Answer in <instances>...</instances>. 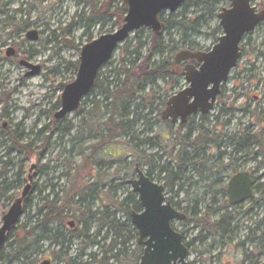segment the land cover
Masks as SVG:
<instances>
[{"label":"rangeland","instance_id":"374dc122","mask_svg":"<svg viewBox=\"0 0 264 264\" xmlns=\"http://www.w3.org/2000/svg\"><path fill=\"white\" fill-rule=\"evenodd\" d=\"M107 1L0 0V182L6 181L11 188L9 193L0 196V228L4 215L21 197L30 176L33 177L34 187L30 207L25 209L24 216L1 250L0 264H23L22 259H17L21 244L28 249L27 255L30 257L24 260L27 264H42L45 261L53 264H139L143 247L138 245V232L124 211L120 210L115 217L125 228L121 234L124 239H118L117 243L126 241L125 246L120 245L113 251L114 255H119L118 260L110 259L111 255L105 254L110 240L106 238V228L99 226L97 219L89 224L87 237L74 235L73 239L67 236L66 221L70 222V217L80 218L86 207L93 213H101L107 206L120 209L123 204L122 209L126 210L129 205L125 199L133 193L128 182L137 178L135 166L139 165L147 175L150 161L156 168L169 164L174 173H178L175 163L184 164L187 173H181L183 179L175 183L174 192H178V186H181L184 192H180V196L184 197L194 193L197 187L202 193L200 198H205L189 226L177 224L178 231L185 229L190 236L189 241L193 242L187 264H264V166L259 170V165L254 161L234 165L239 170H258L256 177H262L257 181L256 199L241 205L239 214L234 212L228 223L230 234L221 241L219 229L206 215L207 206L212 200V195L207 191L215 181L209 179L212 171L207 170L204 174L201 162L207 160V169L213 165H229L233 145L226 143L223 136L222 141L217 138V145H207L205 154L200 156L202 161L194 167V163L188 159L194 158V149L182 143L187 129H180V125L173 126L162 119L167 101L188 87L182 76L184 65L174 64L176 56L189 51L191 43L196 44V52L213 49L224 35L218 14L230 7V0H199L185 11L182 7L174 14L166 12L165 19L168 21L190 20L196 32L170 23L172 27L161 36L165 53L148 59L155 35L150 29H141L132 33L103 67L100 81L107 86L116 80L114 70L126 69L132 75H137L145 61L150 66L165 65V77L139 86L140 98L133 103L131 110V119L136 122L132 128V143L128 138L120 137L101 145L100 125L106 116L96 106L104 101L101 89L97 88L84 99L77 112L69 115L65 122H57L56 131H52L50 126L53 125V116L60 109L64 86L76 79L78 70L75 67L77 63L79 66L81 49L119 29L113 20L96 24L98 9L102 10ZM263 4L264 0H254L252 6L259 8ZM88 18L91 19L90 23ZM32 32L38 34L37 41L27 39ZM10 50H15L13 57L7 56ZM241 52L238 67L223 85L216 107L202 117L207 118L204 123L210 135H232L238 140L239 133L244 130L243 142L248 137L261 140L264 126L258 125L248 130L252 126L250 115L244 119L238 110L234 118L235 126L227 127L226 122L227 113L233 109V105L246 108L240 105L242 98L264 95V26L244 37ZM23 62L41 67V73L27 77L31 69L23 66ZM137 104L141 105L139 109L136 108ZM247 108L257 112L264 110V101L261 106L248 102ZM194 119L195 124L199 125L201 117ZM8 131L15 132L20 145L28 146L31 153L30 150L15 149L8 152L11 144L6 137ZM198 136L201 135L196 131L191 140ZM145 140H150V143H141ZM249 148L245 151L251 152L248 156L251 159L259 149L251 144ZM221 154L226 156L221 159L218 157ZM156 171L155 183H166L161 170ZM96 185L98 198L95 201L86 199L82 205L64 206L65 202L72 201L75 190ZM56 198L62 203L61 208L67 210L64 212L67 216L62 220H65L64 228L53 222L38 230V222L41 221L40 217L36 218L38 211L45 206V201L51 203ZM224 211L225 214L231 212L229 208ZM98 228L101 230L100 238ZM58 232L65 235L64 240H53ZM114 233L110 235L115 237ZM197 238L204 241L197 242ZM92 241L96 244H91Z\"/></svg>","mask_w":264,"mask_h":264},{"label":"water","instance_id":"95a60500","mask_svg":"<svg viewBox=\"0 0 264 264\" xmlns=\"http://www.w3.org/2000/svg\"><path fill=\"white\" fill-rule=\"evenodd\" d=\"M189 0H123L127 7L123 25L116 32L101 36L86 44L81 49L76 79L64 86L60 97V109L53 116L54 122L65 120L77 112L95 89L98 76L113 58L118 47L125 43L130 35L141 29H150L156 37L165 30L162 22L164 13H176ZM252 0H230V7L224 8L218 15L223 36L209 52L183 51L174 61L175 65L196 62L184 66V77L188 87L167 101L166 110L162 113L164 121L173 126L186 125L190 118L206 116L214 110L216 101L221 95L222 86L228 82L231 72L238 67L242 58L241 43L246 35L264 21V11L257 12L252 7ZM27 39L37 41L36 32L29 33ZM14 51L7 52L13 57ZM31 69L27 77L41 73V67L22 63ZM137 178L129 181L132 192L138 196L142 205L141 213L131 214L132 225L139 233V245L144 252L139 264H187L188 248L183 243L181 234L171 227L173 220L182 221L184 216L173 208L164 205V187L152 182L146 173L136 167ZM33 177L24 187L6 215L0 228V253L11 231L24 216V202L31 194ZM254 182L249 173L235 175L228 184V196L231 206H238L254 199ZM42 264H50L45 261Z\"/></svg>","mask_w":264,"mask_h":264},{"label":"trees","instance_id":"16d2710c","mask_svg":"<svg viewBox=\"0 0 264 264\" xmlns=\"http://www.w3.org/2000/svg\"><path fill=\"white\" fill-rule=\"evenodd\" d=\"M198 2L200 1L199 0H189L184 5V11L189 6L193 5L194 3H198ZM102 9L104 11L103 24H106L109 21L113 20L115 26L120 29L121 26L123 25L124 17L127 14V7L124 4L123 0H109L103 4ZM87 20H88V23H90L91 19L88 18ZM162 22L165 24L166 29H170V27H172L170 26V23L174 22L173 24L183 26L184 28H186L187 31L190 30V31L196 32L194 28L195 26H192L191 21L187 20L186 18H182V20L180 21L175 20L171 22L165 19V13H164L162 16ZM88 25H89L88 28H90V24ZM188 48L190 49L189 51L196 52L195 49H197V46L195 43H191L189 44ZM165 50H166V47L164 45L162 37L153 36L152 45L148 53V59H150L156 54H164ZM75 70H78V63L76 64ZM113 73L115 75L116 80L110 84H107V86H105V83H102L100 81V74H99L96 87H95V89L96 88L101 89L102 97L104 98V101L102 103L96 104V106H98V108L101 111H104L103 112L104 117L106 116V119H104L102 124L100 125L101 134H100L99 141L102 142L101 145H103L106 141L112 142L115 139L120 138V137L125 138V139L128 138L131 140L132 128L136 124V122L133 119H131L132 117L131 110H132L133 103H135L140 98L141 90L139 89V86L143 83L144 85H147L148 82L154 83L156 79L160 78L161 76L165 77L167 74L165 72V65L162 67L161 66H158V67L150 66L149 63L146 61L140 65V72L137 75L136 74L132 75L126 69L114 70ZM140 106H141L140 104H137L136 108L139 109ZM206 119H207L206 117H201V120H200L201 122L199 123V125H196L195 119L192 118L188 121L186 125H180L179 127L180 129L182 128L187 129V134L184 136L182 143L184 145H189L190 147L194 149V158L188 157L189 162L194 163L193 164L194 167L199 165V162L202 161L200 159V156L201 154H205L207 145L209 146L217 145L216 142H218V139H219L217 136L210 135L209 131L206 128V123H204L206 122ZM65 121L66 120H62L61 122H65ZM56 123L57 122L53 121V125L50 126L52 131H56V125H55ZM196 131H198V133L201 136H198L193 141L191 140V137L193 133H195ZM15 134H16L15 132H11V131H8L6 133L7 139L11 141L10 146L7 148L8 152H10L11 150L13 151V149L21 150V151L24 150L26 152H29L30 150L29 147L21 146L20 143L17 141ZM132 141L133 139L131 140L130 143H132ZM141 143L148 144L150 143V140H145V141H142ZM121 150L123 151L124 148L121 147ZM29 153H31V150ZM218 157H222V154L219 155ZM206 161L207 160L201 162L202 164L201 167L203 170L206 169L207 167L205 166ZM175 164H177L179 172H181L182 170H186L187 168L185 167L184 164L183 165L179 163H175ZM137 166L140 168L139 165H136L135 170ZM161 170L162 172L166 171V173H168V177L170 178L169 181L173 185L177 183V178H178L177 173H174L172 169L168 170L165 167H162ZM147 176L149 175L147 174ZM19 181L20 180H18V182ZM120 187L121 186H118L117 188H120ZM97 188L98 186L96 185V186H93L92 188L78 189L77 191L75 190L72 201L65 202L64 206L82 205L86 203L85 202L86 199H89L92 202L95 201L96 198H98ZM10 189H11L10 184H8L6 181L0 182V196L5 195L2 193H9ZM75 199H78V201L75 202ZM31 202H32V198L31 196H29L24 203V211L25 209L30 207ZM125 203H128L129 205L128 208H126V210L122 209L124 208V205L122 204L120 209L115 208V207L110 208L109 206H107L101 212L104 217L103 226L107 230L106 238L107 240H110L109 249L105 251V254H110L111 255L110 259H114V260L119 259V255L113 254L114 249L120 245L125 246L126 244L125 240L122 241L121 244L117 243L118 239L119 240L124 239L121 234L125 232V228L123 224H120L119 222H117L115 218L116 214L120 210L124 211L129 219L128 221L131 222V214L133 212L139 213L142 210L141 204L139 203V201H137V198L133 193H130L129 196L125 199ZM61 204L62 203L60 202L58 198H56L51 203L48 201H45V206H43L38 211L39 213H37L36 218H38V215L43 213L45 216V220L43 221L44 226H46L47 224L53 221L59 220V217L63 209L61 208ZM129 207H131V210ZM112 209H114V211H112ZM87 214L89 215V217L95 216L96 218L98 213H93L92 210L88 209V212L84 211L83 216L85 217V215ZM38 227H39V223H38ZM113 231H115L114 233L115 237L110 235V233ZM54 239L57 241L58 237H54ZM91 244H96V242L92 241ZM27 250L28 249L25 248L24 244L20 245L17 259H22L23 264H27L24 261V260H27L28 258ZM1 254L2 253H0V255Z\"/></svg>","mask_w":264,"mask_h":264},{"label":"flooded vegetation","instance_id":"af4514ba","mask_svg":"<svg viewBox=\"0 0 264 264\" xmlns=\"http://www.w3.org/2000/svg\"><path fill=\"white\" fill-rule=\"evenodd\" d=\"M253 1L254 0H252L251 5H252ZM256 9H257V12L264 11V4L262 5V7H259ZM103 22H104V12H103V9L101 10V8H99L98 13H97L96 24L100 25V24H103ZM263 26H264V21L260 25H258V27H263ZM165 29H166V26H165ZM164 32H165V30H164ZM163 33H162V35H163ZM14 53H15V50H14ZM195 53H198V52H195ZM189 63H192L195 66H198V64L195 61L189 62ZM189 63H186V64H189ZM186 64H182V65L185 66ZM222 88H223V86H222ZM222 88H221V91H222ZM221 95H222V93H221ZM219 97H218L217 101L219 100ZM217 101H216V104H217ZM262 101H264V95L263 96L262 95L261 96H249L248 95V96H245L244 98H242V102L240 105L244 106L246 108L241 109L237 105H233V107H232L233 109H230L227 113V120L228 121L226 122V126L231 127V128H233L235 126L234 118L237 114V111L239 110L241 112L242 116L244 117V119L248 118L249 115L251 116L250 122H251L252 126L251 127L249 126L248 130H253L254 127L258 126V125L263 127L264 126V110L259 109L257 112V111H250V108L249 109L247 108L248 102H249V104H251L253 102V103L261 106ZM216 104H215V107H216ZM166 107H167V103H166ZM199 117H201V116H198L196 118H199ZM243 133H244V130H242L239 133L238 140H236V136H232V135L231 136H227V135L226 136H224V135L218 136V135H216L219 138V140H221L222 136H223V138L226 140V143L233 145L232 155L229 157V161H230L229 165H223V164H220L218 166L213 165L212 168H210V169H207V168L204 169V174L207 172V170L212 171L211 177L209 179L215 181L214 183L211 184L209 190L207 191L208 193L210 192V194L212 195V197H211L212 200L210 202V205L207 206V209H206L207 214L206 215L210 216V218L214 221V224H215V225L213 224L214 227L219 229L218 235H219V239H221V241L223 238H225L226 235L230 234V229H229L230 227H229L228 223L232 219V215L234 214V212L239 214L240 213L239 210L241 208V205H244L246 203L245 202V203L238 205V206H231L230 205L229 196H228V184H229L230 180L235 175H238L241 173H249L251 175L253 182H254V185H253L254 199L252 200V201H254L256 199L257 181H258V179H260L262 177V176L256 177V174L258 175V173H257L258 170L256 171L253 169L252 171H247L245 169L239 170L238 168H234V165H236V164H243L244 165V164L249 163L250 161H254V163L256 165H259V167H258L259 170L262 168V166H264V159H261L262 157H264V140H263L264 134H263V138L261 140H251V139H255V138L248 137L247 141L243 142ZM216 143H218V142H216ZM213 144H215V143H213ZM250 144L255 146V147H258V149H259L256 154H253V158H251V159L248 158V156L251 152L245 151L250 147ZM225 156H226V154L225 155L222 154L221 159ZM231 157H234V158H231ZM257 159H259V161H257ZM162 167H165L168 170L171 169L169 164L166 166H162ZM162 167L156 168L154 163L152 161H150V169H149V173H148L149 176L148 177L152 182L155 183L156 175L158 174L156 170L157 169L161 170ZM181 173H187V169L182 170L181 172H179V170H178L177 183L180 179L181 180L183 179V176H181ZM160 174L163 175L167 180L166 183L164 182V184L163 183L160 184L164 187V193H163L164 200H165L164 205L169 204L176 213L185 217V219L182 221H179L177 219L173 220L171 222V227L175 232L181 234V236L183 238V243L188 248L189 255H190L191 251L193 250V242L189 241L190 236L185 229L180 228L181 232L178 231L179 228L177 227V224H179V226H182V227L183 226L184 227L189 226L191 224V222L194 221V218L197 214V208L199 207V205H201L203 203L202 201H204L205 198L204 199L200 198L202 196V193L200 192L201 190L198 189L197 187H196V191L194 193H192L191 195L188 194L187 196L181 197L180 192H184V191H182L183 188L181 186H178L179 191L174 192L176 187H175V185H173L169 181L170 178L168 177V173H166V171L162 172V170H161ZM197 184L198 183H196L193 186H196ZM141 207H142V205H141ZM228 208L230 209L231 212H228V214H225L224 210H226ZM88 209L89 208L86 207L84 209V211L88 212ZM65 211H67L65 208L62 209L59 220L53 221L54 223L59 224L61 228L62 227L64 228L63 223H65L64 222L65 220L64 221H62V220H63L64 216L65 217L67 216L64 214ZM142 211H143V208H142L141 212ZM141 212H139V213H141ZM83 214H84V212H82V215L80 218H71L70 217L71 221L70 222L66 221L67 226H68L66 228V232L68 233L67 236L69 238L73 239L74 235H75V237H80V236H82L84 238L87 237L89 224L95 223L96 219L98 221L99 226L103 225V223H104V217H103L102 213H100V212H98L96 218H95V216L89 217L88 214L85 215V217H84ZM243 215H245V214H243ZM39 217L41 218V221L38 222L39 223L38 230H41L42 228L45 227L43 224V221L45 220V216L43 213H41L40 215H38V218ZM90 218H91V220H90ZM53 222H51V224ZM80 227H82L81 231H80ZM135 230L137 231L136 228H135ZM100 235H101V230H100V228H98L99 238H100ZM138 235H139V233H138ZM55 237H58V238L63 239V240L65 239V235L62 233H59V232H58V235ZM53 240H54V237H53ZM196 241L197 242H203L204 240H203V238H197ZM67 244H69V242H67ZM138 245H139V240H138ZM139 246L143 247V252H144V246H142V245H139ZM189 255H188V258H189ZM28 257H30V256H28ZM49 262H50V264H53L51 261H49Z\"/></svg>","mask_w":264,"mask_h":264}]
</instances>
